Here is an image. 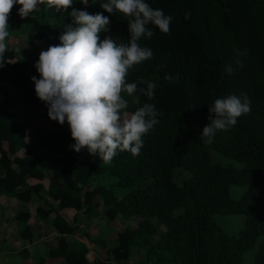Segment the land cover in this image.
<instances>
[{
	"label": "trees",
	"instance_id": "obj_1",
	"mask_svg": "<svg viewBox=\"0 0 264 264\" xmlns=\"http://www.w3.org/2000/svg\"><path fill=\"white\" fill-rule=\"evenodd\" d=\"M104 2L89 0L84 5L74 0L72 8L108 16L109 31L100 33L101 39L109 36L127 44L130 18L108 13L100 7ZM145 2L173 19L170 34L148 25L153 36L138 43L150 48L153 57L128 75V82L138 88L146 87L141 81L155 82L154 98L123 94L129 114L145 103L158 112L159 123L143 137L139 155L118 152L111 164H105L87 149L75 152L67 122L60 125L50 119L47 105L35 94L31 77L39 78V54L25 63L14 61L16 54L7 50L6 60L14 62L0 68V187L24 186L16 197L27 201L44 189L47 171V195L57 201L58 209L75 211L73 223L91 204L102 207L110 221L119 214L136 217L133 226L115 234L117 242L104 256L91 261L83 242L67 240L77 225L53 205L38 206L37 214L53 215L51 223L58 233L55 246L42 258L46 264H122L134 249H143L152 264H264V0ZM70 12L71 8L57 13L41 5L25 17L34 29L27 36L30 46L43 44L47 50L59 44L65 26L73 23ZM10 25L18 29L20 23L12 20ZM229 64L235 69L232 74L225 71ZM233 94L248 97L250 113L205 144L200 135L210 123L209 107L215 99ZM214 153L230 160H215ZM104 173L112 178L106 184L97 181ZM176 174L183 176L177 181ZM28 178L37 181L28 184ZM232 186L242 187L241 195L232 196ZM238 213L244 215V223L235 232L216 221L217 215ZM16 217L26 220L29 213ZM22 237L32 239L30 227ZM254 249L252 263H246V252Z\"/></svg>",
	"mask_w": 264,
	"mask_h": 264
},
{
	"label": "clouds",
	"instance_id": "obj_2",
	"mask_svg": "<svg viewBox=\"0 0 264 264\" xmlns=\"http://www.w3.org/2000/svg\"><path fill=\"white\" fill-rule=\"evenodd\" d=\"M74 0H0V68L6 60V40L10 35L9 18L15 5H20L21 18L30 17L39 6L55 9L57 13L71 8L72 24L59 36L60 43L42 50L35 68L39 78L32 76L35 94L48 108L50 119L60 125L67 122L74 144L71 148L79 153L87 149L93 156H99L105 164H111L118 152L128 151L139 155L143 137L159 123L158 112L153 104L145 103L129 114V102L124 93L135 97L142 93L149 100L154 98L157 84L141 81L146 87L138 88L128 82L130 70L153 57V52L138 41L151 38L154 25L164 34H170L173 19L163 10L154 9L145 0H107L100 7L110 14L122 13L128 19L130 39L127 44L117 43L111 37L101 39L100 33L109 31L110 19L102 13L90 14L85 10L72 8ZM84 5L89 0H81ZM185 18H188L186 14ZM236 65L243 67L241 61ZM225 71L232 74V64ZM138 103V97L134 99ZM251 111L250 100L229 95L217 98L209 107L210 123L201 133L205 144L214 142L218 131H229L242 115Z\"/></svg>",
	"mask_w": 264,
	"mask_h": 264
},
{
	"label": "crops",
	"instance_id": "obj_3",
	"mask_svg": "<svg viewBox=\"0 0 264 264\" xmlns=\"http://www.w3.org/2000/svg\"><path fill=\"white\" fill-rule=\"evenodd\" d=\"M19 7L20 5L18 4L13 7L9 18L10 35L6 40L7 50L13 51L16 54L14 61L22 60L28 63L33 60L36 54H40L46 48L43 44H38L35 47L30 46L27 36L31 30L26 28L27 22L25 18H21L18 14ZM12 20L19 21L20 26L18 29L11 27L10 21ZM2 91L3 88L0 83V101L3 100ZM49 175V172L45 171V176L42 180L44 189L39 192V195H32L27 201L20 200L16 197V192L23 190L24 186L14 190H7L4 187H0V264H46V262H43V259L46 257L48 250L55 246L58 233L51 223L53 215L44 218L40 214H37L36 208L38 206L47 208L53 205L64 218L74 224L72 218L75 211L71 209H58L57 201L51 197L49 198L46 194ZM36 181L33 178L27 179L28 184H33ZM19 212H28L29 217L26 220L17 219L16 215ZM79 214L80 212L78 216ZM26 226L30 227L31 235H33L32 239L22 237V232ZM79 231L80 228L76 230L75 234L67 235L69 243L77 241L83 242L81 234L80 236L78 234ZM72 237L76 238L73 242H71ZM93 237L94 235L90 239ZM83 243L87 245V243ZM95 250L91 251L94 254L92 259L89 258L88 254L90 250H88L87 256L91 261L96 259V257L99 258L98 252L100 251L98 247H95ZM102 255H104L103 252ZM48 263L51 264L49 261Z\"/></svg>",
	"mask_w": 264,
	"mask_h": 264
},
{
	"label": "rangeland",
	"instance_id": "obj_4",
	"mask_svg": "<svg viewBox=\"0 0 264 264\" xmlns=\"http://www.w3.org/2000/svg\"><path fill=\"white\" fill-rule=\"evenodd\" d=\"M26 28H28L31 31L34 30L31 23H27ZM24 32H26V30H24ZM212 151L216 152L214 150ZM213 156L215 160H220L223 163H226L227 161L230 160V159L228 160V158L223 157L219 153H214ZM181 176H183V174L181 175L176 174L175 179L178 181L179 177ZM111 180L112 178L109 177L108 174L106 173L97 176V181L99 183L106 184ZM115 189L116 191L121 190V189L117 190V188ZM47 191H48V188H47ZM242 192H243L242 187L232 186L230 189V193L234 197L241 195ZM78 217L79 218L77 222H74V224L77 225L78 228H80V231L78 234L79 236L81 234L83 242L87 243V245L86 244L85 245L88 246V250H90L88 254L90 259H92L94 256L93 252L91 251H94L95 247H98L100 251L98 252V256L101 257L102 252L103 254H105L104 252L106 250L105 248H111L112 246L116 244L117 240L115 239V234L118 231L123 230L125 227L133 226L134 220H136V217L126 218V217H123L121 214H119L116 219H114L113 221H110L107 218H105L102 207H98L95 204H91L89 206V211L87 213L80 212ZM216 221L219 224H221L222 227L226 231L231 233L243 227L244 215L240 213L226 214V215L221 214V215L216 216ZM92 225H94V227H92ZM93 235L94 237L90 239ZM75 239H76L75 237H72L71 242H73V240ZM254 253H255V249L249 250L246 252L245 258H244L246 263H252ZM144 256H145V252L143 251V249H134L130 260L122 264H152V263L147 262ZM97 258L98 257H96V259Z\"/></svg>",
	"mask_w": 264,
	"mask_h": 264
}]
</instances>
